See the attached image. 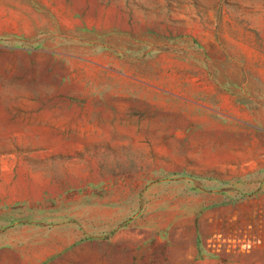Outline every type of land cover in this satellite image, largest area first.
<instances>
[{
	"label": "rangeland",
	"instance_id": "1",
	"mask_svg": "<svg viewBox=\"0 0 264 264\" xmlns=\"http://www.w3.org/2000/svg\"><path fill=\"white\" fill-rule=\"evenodd\" d=\"M0 264H264V0H0Z\"/></svg>",
	"mask_w": 264,
	"mask_h": 264
}]
</instances>
